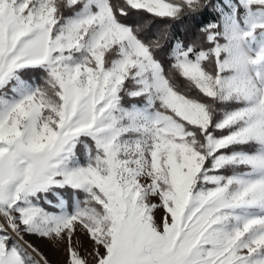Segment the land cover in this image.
<instances>
[{
    "label": "snow or ice",
    "instance_id": "snow-or-ice-1",
    "mask_svg": "<svg viewBox=\"0 0 264 264\" xmlns=\"http://www.w3.org/2000/svg\"><path fill=\"white\" fill-rule=\"evenodd\" d=\"M36 240L264 264V0H0V264Z\"/></svg>",
    "mask_w": 264,
    "mask_h": 264
},
{
    "label": "rangeland",
    "instance_id": "rangeland-1",
    "mask_svg": "<svg viewBox=\"0 0 264 264\" xmlns=\"http://www.w3.org/2000/svg\"><path fill=\"white\" fill-rule=\"evenodd\" d=\"M35 243L46 253L49 259L50 256L53 255V257L57 259L59 264H64L65 256L62 250H52V245L46 241L36 240Z\"/></svg>",
    "mask_w": 264,
    "mask_h": 264
},
{
    "label": "crops",
    "instance_id": "crops-1",
    "mask_svg": "<svg viewBox=\"0 0 264 264\" xmlns=\"http://www.w3.org/2000/svg\"><path fill=\"white\" fill-rule=\"evenodd\" d=\"M86 247H87V245H86ZM51 248H52V250H55V248L53 246ZM50 259H51L50 261L52 262V264H59L57 259H55L53 257V255L50 256Z\"/></svg>",
    "mask_w": 264,
    "mask_h": 264
},
{
    "label": "trees",
    "instance_id": "trees-1",
    "mask_svg": "<svg viewBox=\"0 0 264 264\" xmlns=\"http://www.w3.org/2000/svg\"><path fill=\"white\" fill-rule=\"evenodd\" d=\"M175 29L182 33L184 31V26L183 25H177V26H175Z\"/></svg>",
    "mask_w": 264,
    "mask_h": 264
}]
</instances>
